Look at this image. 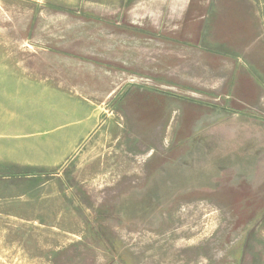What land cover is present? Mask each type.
<instances>
[{"label":"rangeland","instance_id":"obj_1","mask_svg":"<svg viewBox=\"0 0 264 264\" xmlns=\"http://www.w3.org/2000/svg\"><path fill=\"white\" fill-rule=\"evenodd\" d=\"M203 24L264 75V0H0V108L26 94L63 112L46 134L79 135L58 169L0 182V264H264V119L217 134L153 106L215 105L234 60L181 42Z\"/></svg>","mask_w":264,"mask_h":264},{"label":"crops","instance_id":"obj_2","mask_svg":"<svg viewBox=\"0 0 264 264\" xmlns=\"http://www.w3.org/2000/svg\"><path fill=\"white\" fill-rule=\"evenodd\" d=\"M210 38V27L208 28L206 24H203L193 38L190 36V39L187 37L178 39L184 42L188 48L202 50L206 55L214 58L213 61L210 60V63L215 69L222 67V58L234 60L233 64L227 67L228 74L225 82L222 83L220 89H216L212 94L215 105L200 100L184 98L168 100L165 104L153 106L162 109L163 111L158 110V113L163 114L164 112V115L170 120L176 114H181L183 121L194 118L196 123L202 124L208 118H211L215 123H219L217 121H221L228 116L233 118V123L238 122V120L247 122L249 119L256 117L264 119V75L252 64L245 63L242 59H239L237 53L227 48V46H225L227 50L225 53L211 52L209 48L213 47V45L224 44L217 41L209 43L208 39ZM202 60L206 64L207 60ZM19 81L25 91L26 85L29 86L32 82L26 78ZM33 82L40 83L37 81ZM51 90L56 91L55 89ZM137 104L142 109L148 107V105L144 106L142 101L137 102ZM62 114L61 109L58 111L45 110V112L26 109V94L22 101H16L11 106L8 104L6 106L3 105L0 108L1 183H10L9 180L12 177L15 178L22 175L26 176L27 180L34 181L43 172L56 170L68 162L74 153L79 135L51 137L46 134L44 128L45 124L57 123V119L59 116L62 117ZM75 124L77 125L78 122H75ZM219 125L220 127L217 126L216 129L217 134L228 130V124L221 122ZM179 126L176 127L175 131L184 130V124ZM190 128V125L186 126L187 131H191ZM259 136L264 141V136L262 134ZM62 139L66 141L67 148L57 151L56 147L61 143ZM41 186H46V183L41 184L38 182V187L41 188ZM251 188L255 191L261 186L257 183L252 184Z\"/></svg>","mask_w":264,"mask_h":264},{"label":"flooded vegetation","instance_id":"obj_3","mask_svg":"<svg viewBox=\"0 0 264 264\" xmlns=\"http://www.w3.org/2000/svg\"><path fill=\"white\" fill-rule=\"evenodd\" d=\"M110 207V205L108 206ZM114 209V208H113ZM158 214V213H157ZM98 218L100 219H113V212L112 211H103V212H99L98 213ZM183 235L185 236H190V233L189 232H184L182 233ZM193 251V250H192ZM194 251H197V250H194ZM190 256V255H189ZM184 259H186V257H184Z\"/></svg>","mask_w":264,"mask_h":264},{"label":"trees","instance_id":"obj_4","mask_svg":"<svg viewBox=\"0 0 264 264\" xmlns=\"http://www.w3.org/2000/svg\"><path fill=\"white\" fill-rule=\"evenodd\" d=\"M55 9H58V8H55Z\"/></svg>","mask_w":264,"mask_h":264}]
</instances>
